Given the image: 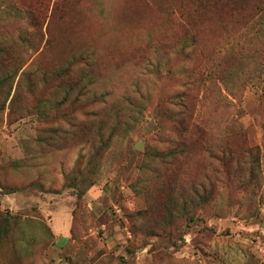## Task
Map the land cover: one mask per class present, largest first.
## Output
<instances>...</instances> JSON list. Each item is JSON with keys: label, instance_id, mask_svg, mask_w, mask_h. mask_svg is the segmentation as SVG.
I'll list each match as a JSON object with an SVG mask.
<instances>
[{"label": "rangeland", "instance_id": "rangeland-1", "mask_svg": "<svg viewBox=\"0 0 264 264\" xmlns=\"http://www.w3.org/2000/svg\"><path fill=\"white\" fill-rule=\"evenodd\" d=\"M8 73L0 264H264V0H0Z\"/></svg>", "mask_w": 264, "mask_h": 264}, {"label": "trees", "instance_id": "trees-1", "mask_svg": "<svg viewBox=\"0 0 264 264\" xmlns=\"http://www.w3.org/2000/svg\"><path fill=\"white\" fill-rule=\"evenodd\" d=\"M17 13V12H14ZM16 16H12L11 20L15 21ZM34 21V20H32ZM35 25V24H34ZM20 38V34L18 35V39ZM91 54H79L78 56H75L72 58L71 62L66 63L64 66H61L58 68L55 73H59L62 75H65V80L62 82V84L59 86L61 91V100L57 104L58 106L64 105L66 103L70 105H80L83 101V99L87 98V94L92 93L91 99L89 104L92 106H99V105H105L107 103V100H105L104 95L98 96L95 92L96 82L94 80L95 75L92 72L93 65L91 64ZM80 67L79 74H73L74 70ZM206 71H208V74L205 75ZM13 73L4 74L0 77V108L4 105V99L6 96H8L12 84H13ZM212 75V68L206 66L205 70L202 71V73L198 74V77L200 78H207L211 77ZM3 95V98H2ZM15 97L12 96V100ZM129 97H123L121 102H125V104H131V101H129ZM11 103V101H10ZM119 102H113L111 105V111L114 112L116 110V105ZM112 118V117H111ZM118 116L114 117L115 121H118ZM113 119V118H112ZM183 125H184V131L186 132H193L198 134V123L195 121V118L192 113H185L183 117ZM101 132H96L97 139H101Z\"/></svg>", "mask_w": 264, "mask_h": 264}]
</instances>
